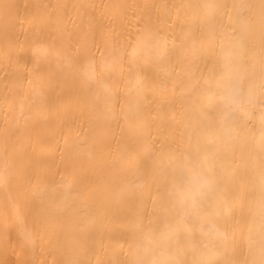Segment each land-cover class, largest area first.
I'll return each instance as SVG.
<instances>
[{
  "label": "bare ground",
  "instance_id": "1",
  "mask_svg": "<svg viewBox=\"0 0 264 264\" xmlns=\"http://www.w3.org/2000/svg\"><path fill=\"white\" fill-rule=\"evenodd\" d=\"M262 67L264 0H0V264H260Z\"/></svg>",
  "mask_w": 264,
  "mask_h": 264
},
{
  "label": "snow or ice",
  "instance_id": "2",
  "mask_svg": "<svg viewBox=\"0 0 264 264\" xmlns=\"http://www.w3.org/2000/svg\"><path fill=\"white\" fill-rule=\"evenodd\" d=\"M234 78V70L231 61L224 64L222 79L226 82H231ZM260 88L264 90V67L261 69ZM262 158H264V132H262L261 143ZM207 160V158H205ZM212 169L206 166L202 171L192 173L185 178L183 187L179 188L175 193V201L182 208L195 207L198 201L211 200L214 198L215 186L206 178V174H210ZM262 183H264V173H262ZM262 255H264V240H262ZM260 264H264L261 260Z\"/></svg>",
  "mask_w": 264,
  "mask_h": 264
}]
</instances>
